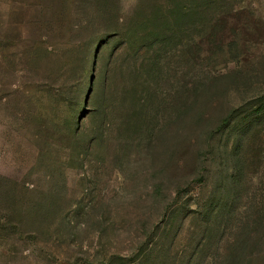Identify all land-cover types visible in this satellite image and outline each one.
<instances>
[{
  "label": "rangeland",
  "instance_id": "1",
  "mask_svg": "<svg viewBox=\"0 0 264 264\" xmlns=\"http://www.w3.org/2000/svg\"><path fill=\"white\" fill-rule=\"evenodd\" d=\"M0 264H264V0H0Z\"/></svg>",
  "mask_w": 264,
  "mask_h": 264
}]
</instances>
